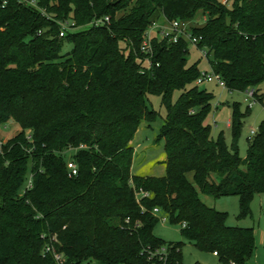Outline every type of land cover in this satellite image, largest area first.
<instances>
[{"label": "trees", "instance_id": "trees-1", "mask_svg": "<svg viewBox=\"0 0 264 264\" xmlns=\"http://www.w3.org/2000/svg\"><path fill=\"white\" fill-rule=\"evenodd\" d=\"M25 1L0 0V128L10 120L20 126L0 140V264H59L54 254L62 264H183V243L154 234V207L221 262L251 259L254 229L228 226L227 213L201 194L237 195L239 218L251 213L253 197L264 193V120L241 158L249 107L231 105L230 144L223 131L212 136L213 94L194 85L201 71L188 63L189 41L154 34L151 52L140 48L161 18L189 22L202 13L204 23L188 30L211 71L228 92L254 89L263 103L264 0ZM65 21L70 28L60 37ZM65 42L72 47L63 53ZM149 95L166 109L157 135L163 176L132 172V140L157 117ZM134 187L150 196L139 204ZM160 247L165 259H149L145 249Z\"/></svg>", "mask_w": 264, "mask_h": 264}, {"label": "rangeland", "instance_id": "rangeland-1", "mask_svg": "<svg viewBox=\"0 0 264 264\" xmlns=\"http://www.w3.org/2000/svg\"><path fill=\"white\" fill-rule=\"evenodd\" d=\"M205 17L202 13H198L193 21L186 22L188 29L193 26H199L204 23ZM168 23L161 18L157 22V26L161 27ZM152 32L159 35L157 29ZM72 45L65 42L62 52L66 53L71 49ZM211 58V56H209ZM188 63L193 64L198 62V67L201 72H211L210 62L208 57L203 56L201 52L192 44L189 45ZM146 64V61L144 62ZM194 85H197L194 82ZM200 89H207L213 94L211 101L212 110L206 118V123L211 126V133L214 138L223 131L227 143L230 144V128L228 122L231 118V105L237 103L241 111H245L248 107V98L246 92L232 91L228 92L226 88L221 87L216 82H206L199 84ZM264 93V84L260 87ZM180 94L177 90L173 94L175 101ZM147 104L150 108L156 111L157 117L151 122L143 121L136 132L132 144L135 149L134 161L132 165L133 174L163 176L165 174L164 165V143L162 140H157L159 129L163 124L166 116V109L162 104V99L159 95H149ZM264 120V102L253 101L249 108L248 115L244 119L242 132L238 138L239 156L245 158L249 141L259 128L260 123ZM20 130L18 123L10 120L5 126L0 128V140L5 142L14 136ZM254 133H251V132ZM73 151L67 153V158L71 156ZM192 180V174L188 175ZM201 199L208 206L215 208L218 211L227 213V225L239 227H252L255 233L256 251L254 256L243 264H264V193L256 194L251 203V213L245 218H239V197L237 195H227L218 198H213L209 195L201 194ZM154 234L167 242H182V262L183 264H225L219 260L210 251H204L189 242L181 233L179 226L172 225L168 222L159 221L154 228Z\"/></svg>", "mask_w": 264, "mask_h": 264}, {"label": "built area", "instance_id": "built-area-1", "mask_svg": "<svg viewBox=\"0 0 264 264\" xmlns=\"http://www.w3.org/2000/svg\"><path fill=\"white\" fill-rule=\"evenodd\" d=\"M25 3L27 5L34 6V7L37 5L35 0H26ZM108 22H109V17H105L104 19L95 20L94 24L99 25V24H106ZM167 23H168L167 25H164L161 27L157 26V22L153 23V25L147 31V33L145 35V39L142 42V45L140 48L141 52H143V53L151 52V41L154 37V33L152 32L153 29H157L159 35L163 38H167L169 41L176 42L180 36H184L189 41L190 44H192L194 46L197 45L198 39L196 37L191 36V34L188 30V27L186 25V22L174 20V21H169ZM69 25L70 24L67 21H65L61 24V28H60V32H59L60 37H63L65 35L66 30H68L70 28ZM198 50L201 52V54L203 56L207 55V51L205 48H201ZM146 63H148V60H146ZM212 81L216 82L218 85L225 88V83L221 79L220 75L215 74L212 71L210 73L206 72V71L201 72L199 77L196 80V83L199 85V84H203L206 82H212ZM245 92L247 93V96H248V98L246 99L248 101L247 106L250 108L253 104V101H257L256 91L254 89H248ZM251 133H254V132L252 131ZM82 147H83V145H80L79 148H82ZM67 168L69 170V176L77 175L78 168H77L76 163L73 160H69L67 162ZM26 187L27 188L31 187V177L27 181ZM133 189H134L136 201L139 204H140L142 199L150 196V193L148 191L143 190L142 188L136 189L134 187ZM151 212L153 215L158 217L159 221L168 222L167 216L165 214H163L159 208L154 207ZM128 221L129 220H126V222H128ZM182 226H185V223H183ZM46 250L49 251L50 247H47ZM145 251L147 252L149 259L157 256L159 259L164 260L166 257V253H167V250L164 247H160V248H157L154 250L147 248V249H145ZM214 254H216V253H214ZM54 257H55L56 261L59 262V264H62L64 262V257L62 255L54 254Z\"/></svg>", "mask_w": 264, "mask_h": 264}, {"label": "crops", "instance_id": "crops-1", "mask_svg": "<svg viewBox=\"0 0 264 264\" xmlns=\"http://www.w3.org/2000/svg\"><path fill=\"white\" fill-rule=\"evenodd\" d=\"M264 94V93H263ZM263 102H264V100H263ZM228 126H229V122H228ZM165 159V158H164ZM165 165V164H164ZM215 255V254H214ZM216 256V255H215Z\"/></svg>", "mask_w": 264, "mask_h": 264}]
</instances>
